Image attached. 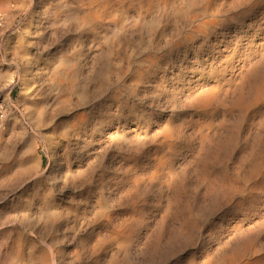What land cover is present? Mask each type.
I'll return each mask as SVG.
<instances>
[{"label":"rangeland","instance_id":"obj_1","mask_svg":"<svg viewBox=\"0 0 264 264\" xmlns=\"http://www.w3.org/2000/svg\"><path fill=\"white\" fill-rule=\"evenodd\" d=\"M168 1L0 0V264H264V0Z\"/></svg>","mask_w":264,"mask_h":264},{"label":"bare ground","instance_id":"obj_2","mask_svg":"<svg viewBox=\"0 0 264 264\" xmlns=\"http://www.w3.org/2000/svg\"><path fill=\"white\" fill-rule=\"evenodd\" d=\"M72 1H73V0H72ZM74 1H75V0H74ZM80 1H82V0H79V3H81ZM156 1H157V3H158V2L161 3V2L164 1V0H156ZM167 2H169V1L167 0ZM72 3H73V2H72ZM79 3H78V5H79ZM69 4H70V3H69ZM90 4H92V3H90ZM90 4H89V5L86 4V5L90 6ZM161 4H162V3H161ZM76 5H77V4H76ZM81 5H83L82 7H85V6H84V3H83V4L81 3ZM72 8H73V7H72ZM78 8H79V7H78ZM76 9H77V8H76ZM79 10H80V9H79ZM83 10H84V9H83ZM93 15H94V14H93ZM93 17H94V16H93ZM0 18H1V17H0ZM94 18H95V17H94ZM96 18H97V17H96ZM93 20L95 21V20H97V19H93ZM61 28H62V27H61ZM85 90H86V89H85ZM87 91H88V90H87ZM89 92H90V91H89ZM85 94H86V93H85ZM89 95H91V92H90ZM87 96H88V95H87ZM89 97H90V96H89ZM86 98H88V97H86ZM50 169H51V168H50ZM69 172H70V171H69ZM79 174H80V173H79ZM74 176H76V174H75ZM81 176H82V175H81ZM82 177L84 178V176H82ZM69 178H70V175H69ZM69 178H68V181H69ZM80 178H81V177H80ZM80 178H79V179H80ZM70 179H71V178H70ZM85 179H86V178H85ZM85 179H84V181H85ZM80 180H82V179H80ZM73 181H75V180H73ZM73 181H72V182H73ZM86 181H87V180H86ZM64 182H65V184H66V181H65V180H64ZM72 182H71V183H72ZM77 182H78V180H77ZM77 182H76V183H77ZM62 183H63V182H62ZM71 183H69V184H71ZM87 183H88V181H87ZM89 183H91V182H89ZM72 184H73V183H72ZM72 184H71V186H72ZM66 185H67V184H66ZM73 185H74V184H73ZM80 185H81V184H80ZM84 185H85V184H84ZM87 185H88V184H87ZM67 186H68V185H67ZM75 186H76V184H75ZM75 186H74V188H75ZM89 186H90V185H89ZM81 187H83V186H81ZM79 188H80V187H79ZM79 188H78V189H79ZM65 189H68V188L65 187ZM69 189H70V188H69ZM76 189H77V188H76ZM85 189H86V188H85ZM87 189H88V188H87ZM89 189H90V188H89ZM62 190H63V188H62ZM82 190H83V189H82ZM45 191H46V190H45ZM63 191H64V190H63ZM71 191H72V190H71ZM73 191H74V189H73ZM77 191H78V190H76V192H77ZM89 191H91V190H89ZM93 191H94V189H93ZM93 191H92V192H93ZM49 192H50V191H49ZM64 192H65V191H64ZM83 192H84V191H83ZM85 192H86V191H85ZM85 192H84V193H85ZM94 192H95V191H94ZM94 192H93L92 194H95V193H96V192H95V193H94ZM97 192H98V191H97ZM102 192H103V190H102ZM102 192H101V193H102ZM42 193H43V192H42ZM72 193H73V192H72ZM78 193H79V191H78ZM44 194H45V193H44ZM48 194H50V193H48ZM62 194H63V193H62ZM67 194H68V193H67ZM69 194H70V193H69ZM92 194H91V195H92ZM99 194H100V193H99ZM82 195H83V194H82ZM86 195H87V194H86ZM88 195H89V194H88ZM97 195H98V194H97ZM40 196H41V195H40ZM42 196H43V195H42ZM42 196H41V198H42ZM60 196H61V195H60ZM68 196H69V195H68ZM72 196H73V195H72ZM92 196H93V195H92ZM95 196H96V195H95ZM43 197H45V196H43ZM46 197H47V196H46ZM52 197H53V196H52ZM75 197H76V196H75ZM78 197H79V196H78ZM84 197H85V196H84ZM88 197H89V196H88ZM39 198H40V197H39ZM49 198H50V197H49ZM86 198H87V197H86ZM89 198H90V197H89ZM101 198H102V197H100V199H99L100 201H101L102 199H106V198H102V199H101ZM108 198H109V197H108ZM112 198H113V197H112ZM50 199H51V198H50ZM55 199H56V197H55ZM84 199H85V198H84ZM95 199H96V198H95ZM53 200H54V199H53ZM61 200H62V199H61ZM66 200H67V199H66ZM78 200H79V199H78ZM81 200H82V199H81ZM89 200H90V199H89ZM91 200H92V199H91ZM111 200H112V199H111ZM43 201H44V200H42V202H43ZM47 201H48V198H47ZM51 201H52V200H51ZM64 201H65V199H64ZM69 201H70V200H69ZM75 201H76V199H75ZM82 201H83V200H82ZM85 201H86V199H85ZM93 201H94V200H93ZM95 201H96V200H95ZM107 201H109V200H106V202H107ZM45 202H46V201H45ZM54 202H56V201H54ZM62 202H63V201H62ZM65 202L70 203V202H68V200L65 201ZM65 202H64V203H65ZM71 202H72V200H71ZM91 202H92V201H91ZM97 202H98V201H97ZM113 202H114V199H113ZM43 203H44V202H43ZM75 203H76V202H75ZM84 203H86V202H84ZM102 203H103V201H102ZM109 203H110V202H109ZM40 204L42 205L41 202H40ZM70 204H71V203H70ZM70 204H68V205L70 206ZM72 204H74V203H72ZM81 204H82V203H81ZM81 204H79V205L81 206ZM96 204H97V203H96ZM103 204H104V203H103ZM114 204H115V203H114ZM53 205H54V204H53ZM57 205H58V204H56V206H57ZM59 205H60V204H59ZM101 205H102V204H101ZM110 205L113 206V203H110ZM76 206H78V205H76ZM82 206H83V205H82ZM85 206H88V205L85 204ZM89 206H90V205H89ZM96 206H97V205H96ZM57 207H58V206H57ZM66 207H67V205H66ZM97 207H100V208H101V206H97ZM105 207H107V206H105ZM105 207H104V208H105ZM108 207H109V206H108ZM108 207H107V208H108ZM41 208H42V207H41ZM61 208H62V207H61ZM71 208H72V207H71ZM73 208H74V207H73ZM75 208H76V207H75ZM75 208H74V209H75ZM104 208H103V209H104ZM111 208H112V207H111ZM111 208H110V209H111ZM43 209H44V207H43ZM108 209H109V208H108ZM60 210H61V209H60ZM62 210H63V209H62ZM67 210H68V208H67ZM72 210H73V209H72ZM82 210H83V209H82ZM95 210H96V209H95ZM104 210H105V209H104ZM106 210H107V209H106ZM111 210H113V209H111ZM65 211H66V209H65ZM108 211H109V210H108ZM60 212H61V211H60ZM60 212H59L58 209L55 208L54 206H53V207H49V208L46 210V217H47V219L55 218V217H57V216L59 215ZM66 212H67V211H66ZM74 212H75V211H74ZM100 212H101V213L104 212V211L102 212V208H101ZM41 213H42V212H41ZM41 213H40V214H41ZM95 213H96V212H95ZM108 213H109V212H108ZM61 214H63V213H61ZM64 214H65V213H64ZM71 214H72V213H71ZM103 214H104L103 217H105V212H104ZM89 215H90V214H89ZM64 216H65V215H64ZM64 216L62 215V217H64ZM72 216H73V215H72ZM86 216H87V215H86ZM109 216H110V215H109ZM37 217H38V216H37ZM39 217H40V216H39ZM68 217H69V216H68ZM83 217H84V216H83ZM105 218H106V217H105ZM107 218H108V217H107ZM45 219H46V218H45ZM59 219H60V218H59ZM68 219H69V218H68ZM85 219H86V217H85ZM27 220H28V219H27ZM36 220H37V218H36ZM60 220H61V219H60ZM63 220H64V219H63ZM65 220H66V219H65ZM24 221H25V220H24ZM33 221H34V220H33ZM39 221H41V220L39 219ZM39 221H38V222H39ZM49 221H51V220H49ZM56 221H58V220H56ZM29 222H30V221H29ZM29 222H28V223H29ZM31 222H32V221H31ZM45 222H46V221H45ZM53 222H54V220H53ZM39 223H40V222H39ZM43 223H44V222H43ZM47 223H48V221H47ZM57 223H58V222H57ZM49 224H50V223H49ZM55 224H56V223H55ZM42 225H44V224H42ZM53 225H54V224H53ZM50 226H51V225H50ZM55 226H56V225H55ZM46 227H47V226H46ZM48 227H49V225H48ZM48 227H47V228H48ZM24 228H25V227H24ZM39 228H40V227H39ZM41 228L44 229V226H43V227L41 226ZM50 228H51V227H50ZM26 229L29 230L30 232H32L33 234L39 236V233L36 232V230H35L33 227H31L30 225H29V226L26 225ZM26 229H25V230H26ZM41 230H42V229H41ZM41 230H40V231H41ZM44 230L46 231V229H44ZM53 230H54V227H53ZM64 230H66V229H64ZM50 231H51V230H50ZM61 231H62V229H61ZM53 232H54V231H53ZM72 232H74V231H72ZM32 233H31V234H32ZM41 233H42V232H41ZM43 233H44V232H43ZM22 234H23V233H22ZM47 234H48V233H47ZM62 234H64V233H62ZM76 234H77V233H76ZM17 235H18V234H17ZM19 235H21V233H20ZM41 235H42V234H41ZM51 235H52V233H51ZM53 235H55V234H53ZM53 235H52V236H53ZM59 235H60V234H59ZM48 236H49V235H48ZM55 236L57 237V235H55ZM62 236H63V235H62ZM77 236H78V235H77ZM24 237H25V236H24ZM64 237H65V236H64ZM74 237H75V233H74ZM22 239H23V238H22ZM43 239H44V238H43ZM52 239H53V238H52ZM26 243H27V242H26ZM96 243H97V242H96ZM22 244H23V242H22ZM35 245H36V244H35ZM32 246H33V245H32ZM24 247H25V246H24ZM27 247H28V245H27ZM29 247H30V246H29ZM45 247H47V246H45ZM19 248H20V247H19ZM36 248H37V247H36ZM40 248H44V247H40ZM40 248H39V249H40ZM26 249H27V248H26ZM48 249H51L50 246H49ZM19 250H20V249H19ZM30 250H31V249H30ZM37 250H38V249H37ZM28 251H29V250H28ZM42 251H43V250H42ZM44 251H45V249H44ZM48 251H49V250H48ZM29 252H30V251H29ZM29 252H27V253H29ZM37 252H38V251H37ZM43 253H44V252H43ZM33 254H34V253H33ZM44 254L48 255L47 253H44ZM23 255H24V254H23ZM34 255H35V254H34ZM46 255H45V256H46ZM24 256H25V255H24ZM38 256H39V254H38ZM50 256H51V254H50ZM52 256H53V255H52ZM20 257H21V256H20ZM29 257H30V255H29ZM33 257H34V256H33ZM33 257H31V258L29 259V261H27V263H26L24 260H23V261H24L26 264H43V263H41L38 259H35V258H33ZM36 257H37V256H36ZM26 259L28 260V257H27ZM46 259H47V258H46ZM14 260H15V259H13L12 263L14 262ZM9 261H10V260H9ZM17 261H18V260H17ZM20 261H21V260H20ZM44 261H45V259H44ZM44 261H43V262H44ZM46 261H47V260H46ZM48 261H49V260H48ZM10 262H11V261H10ZM50 262H51V261H49V263H50ZM5 263H6V262H5ZM12 263H11V264H12ZM15 263H16V262H15ZM44 264H45V263H44ZM50 264H51V263H50Z\"/></svg>","mask_w":264,"mask_h":264}]
</instances>
